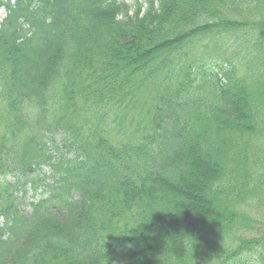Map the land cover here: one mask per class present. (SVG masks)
I'll use <instances>...</instances> for the list:
<instances>
[{
  "label": "trees",
  "instance_id": "trees-1",
  "mask_svg": "<svg viewBox=\"0 0 264 264\" xmlns=\"http://www.w3.org/2000/svg\"><path fill=\"white\" fill-rule=\"evenodd\" d=\"M1 6L0 264H264V0Z\"/></svg>",
  "mask_w": 264,
  "mask_h": 264
},
{
  "label": "rangeland",
  "instance_id": "rangeland-1",
  "mask_svg": "<svg viewBox=\"0 0 264 264\" xmlns=\"http://www.w3.org/2000/svg\"><path fill=\"white\" fill-rule=\"evenodd\" d=\"M128 2H131L132 0H127ZM250 4H255V2L254 1H251L250 2ZM252 11V16H249V15H246V14H244V15H242L243 17H250V19H257V17H256V15H253V14H255L256 12H257V10L256 9H252L251 10ZM6 13H7V11H6V8L4 7V6H1L0 7V17H5V15H6ZM221 40H219V42H220ZM222 41H225V39H223ZM240 43H241V41H240ZM242 47H244V46H246V44H240ZM255 55L256 53L255 52H252L251 53V56L252 55ZM253 62H255V61H253ZM252 64V63H251ZM251 71V70H250ZM264 70L261 68V67H256L255 69H253L252 70V75H253V77L255 76V79H256V82H255V84L256 85H253L254 87H258L259 85H261V84H263L264 83ZM261 95L262 96H264V90L261 92V94H260V96H259V98L261 99L262 97H261ZM254 101H251V99L249 100V104L250 103H253ZM250 110H252V108H249L248 110H246V112H245V114L246 113H249L250 112ZM263 114V117H264V113H262ZM58 139H60V137L58 138ZM48 168L49 167H47V166H44L43 167V169H44V172L46 173V171H48ZM47 174V173H46ZM192 189V188H191ZM41 191L42 190H39V193H41ZM193 192H197V195H199V199L201 200V199H203V195H202V193H200V191H198V190H194ZM40 196V194L39 195H37V197H39ZM33 194H32V190L30 189L29 190V192H28V194H27V196L24 198V200H25V202H26V204L29 202V201H32L33 200ZM204 200V199H203ZM193 203V202H192ZM192 203H189V204H187L185 207H183L182 209H180V211H179V213H181V215H183L184 216V219H187V218H189V220L190 221H192V219H194V218H198L200 215L198 214V212H197V210L196 209H194L193 208V204ZM25 205V204H24ZM261 211H264V209L263 210H261ZM264 217V216H263ZM262 217V218H263ZM263 221H264V218H263ZM2 222V220L0 219V223ZM175 223H177V222H180L179 221V217L178 218H176L175 219V221H174ZM171 225H173V223L171 224ZM174 226V225H173Z\"/></svg>",
  "mask_w": 264,
  "mask_h": 264
}]
</instances>
